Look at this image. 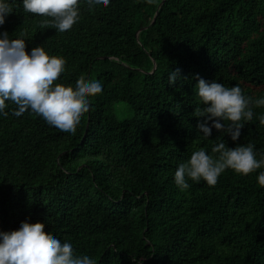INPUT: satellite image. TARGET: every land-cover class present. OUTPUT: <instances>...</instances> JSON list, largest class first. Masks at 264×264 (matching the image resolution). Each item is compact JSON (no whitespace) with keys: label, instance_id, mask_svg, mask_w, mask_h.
<instances>
[{"label":"trees","instance_id":"obj_1","mask_svg":"<svg viewBox=\"0 0 264 264\" xmlns=\"http://www.w3.org/2000/svg\"><path fill=\"white\" fill-rule=\"evenodd\" d=\"M160 2L110 0L91 13L81 4L79 23L61 33L14 0L0 31L63 57V88L79 79L103 88L71 136L30 111L12 115L6 102L0 230L40 225L97 264H264L261 169H226L215 185L189 180L183 191L173 179L193 151L215 156L220 139L264 153V106L253 105L235 142L215 129L203 137L194 116L196 74L264 96V0H165L152 22ZM176 68L182 78L170 86ZM118 103L128 117L118 118Z\"/></svg>","mask_w":264,"mask_h":264},{"label":"clouds","instance_id":"obj_2","mask_svg":"<svg viewBox=\"0 0 264 264\" xmlns=\"http://www.w3.org/2000/svg\"><path fill=\"white\" fill-rule=\"evenodd\" d=\"M13 3L14 0H0V26L13 13ZM21 3L25 12L44 17L41 27L51 25L63 33L79 23L81 4L91 13L107 7L110 0H21ZM64 65L63 57L50 55L41 44L28 51L22 36L13 39L7 30L0 31V116L9 115L6 102H11L16 106L12 115L19 117L30 111L53 131L71 136L89 111L91 98L102 92L103 85L98 79H79L72 89L63 88L56 81L64 72ZM181 78L179 68L168 73L170 86ZM196 80L195 93L202 105L194 111L195 117L202 118L197 119V132L209 138L215 129L237 141L241 129L253 119V105L264 106V96L253 99L243 93L239 84L229 87L199 74ZM258 119L264 124V115ZM211 152L216 155L201 147L178 163L173 179L180 190L190 187L189 180L215 185L226 169L240 175L261 169L256 179L264 186V153H258L253 143L229 147L220 139ZM42 232V226H31L27 221H21L16 229L0 230V264H97L87 254H76L71 242Z\"/></svg>","mask_w":264,"mask_h":264},{"label":"rangeland","instance_id":"obj_3","mask_svg":"<svg viewBox=\"0 0 264 264\" xmlns=\"http://www.w3.org/2000/svg\"><path fill=\"white\" fill-rule=\"evenodd\" d=\"M125 106H126V104H124V103H118V104L115 106V110H116L115 112H116V115L118 116V118H121V117H123V118H124V117H128V116L131 114L130 109H128V107L125 108V111H126V110H127V111L125 112L124 116H123V115L121 116V115L119 114V112H118V108H120V107H125Z\"/></svg>","mask_w":264,"mask_h":264},{"label":"water","instance_id":"obj_4","mask_svg":"<svg viewBox=\"0 0 264 264\" xmlns=\"http://www.w3.org/2000/svg\"><path fill=\"white\" fill-rule=\"evenodd\" d=\"M164 1H165V0H161L160 4L158 5V8H157V10H156V12H155V15H154V18H153L152 22L154 21L155 16L157 15V11H158V9L160 8V6L164 3ZM152 22H151V23H152ZM143 29H145V28L140 29L138 32L142 31ZM138 32H137V33H138ZM153 68H155V66H154ZM88 121H89V120H88ZM86 131H87V128H86V130H85V133H86Z\"/></svg>","mask_w":264,"mask_h":264}]
</instances>
